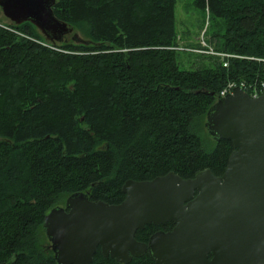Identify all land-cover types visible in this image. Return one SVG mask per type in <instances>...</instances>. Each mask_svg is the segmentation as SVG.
<instances>
[{
    "label": "trees",
    "instance_id": "obj_1",
    "mask_svg": "<svg viewBox=\"0 0 264 264\" xmlns=\"http://www.w3.org/2000/svg\"><path fill=\"white\" fill-rule=\"evenodd\" d=\"M196 5L216 23L209 44L235 56L227 67L197 54L210 65L180 68L176 0H57L87 45L0 22V264H58L43 223L75 193L118 205L128 180L225 172L233 143L210 136L206 115L229 83L264 81V0ZM92 264L118 263L98 249Z\"/></svg>",
    "mask_w": 264,
    "mask_h": 264
},
{
    "label": "water",
    "instance_id": "obj_2",
    "mask_svg": "<svg viewBox=\"0 0 264 264\" xmlns=\"http://www.w3.org/2000/svg\"><path fill=\"white\" fill-rule=\"evenodd\" d=\"M56 3L0 0V8L13 24L35 26L47 42L71 36L89 44L57 18ZM205 127L215 141L233 143L222 177L206 169L188 180L175 173L128 180L118 205L93 202L87 193L69 196L43 223L57 263L92 264L100 249L118 264L147 253L156 264H264V89L251 98L235 88L211 106ZM168 222L176 226L172 232H157L148 243L136 240L145 227ZM211 251L224 262H204Z\"/></svg>",
    "mask_w": 264,
    "mask_h": 264
},
{
    "label": "rangeland",
    "instance_id": "obj_3",
    "mask_svg": "<svg viewBox=\"0 0 264 264\" xmlns=\"http://www.w3.org/2000/svg\"><path fill=\"white\" fill-rule=\"evenodd\" d=\"M175 18L180 50H184L179 54L180 68L182 70L194 71L203 65L209 66L210 61L205 60V62L202 63L199 59L200 57L198 55H203L202 53L190 54L188 50L196 49V51L200 52L210 50L208 48L214 49V46L210 45L208 40H211L214 44H216V40H213L211 36L213 35V32L217 31V27L216 23L213 22L210 13L207 10L205 11L198 8L196 0H176ZM0 22L2 24L10 23V21L3 15L1 8ZM38 33L42 36L39 31ZM68 37L70 38L71 36ZM42 43L44 45H48L46 42ZM233 57V55L228 57V54H226V59H231ZM218 59L222 61L221 57ZM61 206H64V204ZM45 245L48 246L50 243L46 241Z\"/></svg>",
    "mask_w": 264,
    "mask_h": 264
},
{
    "label": "built area",
    "instance_id": "obj_4",
    "mask_svg": "<svg viewBox=\"0 0 264 264\" xmlns=\"http://www.w3.org/2000/svg\"><path fill=\"white\" fill-rule=\"evenodd\" d=\"M205 45V44H204ZM204 47V46H203ZM210 50H206V51H196V49H190L188 50L189 52H193V53H198V54H203V55H209L213 57H221L222 58V62L224 63V66L227 67L228 63L226 60H228V58L226 59V54L225 53H220L217 52L216 50L212 49V48H208ZM196 51V52H195ZM232 55L228 57H231ZM235 57V56H234ZM233 57V58H234ZM235 88H241L242 90H244L246 93L249 94V96L251 98H258L261 96L263 89H264V81L263 82H259V83H255V84H246V83H234L231 82L229 83L220 93V98H224L229 94H233V91Z\"/></svg>",
    "mask_w": 264,
    "mask_h": 264
},
{
    "label": "flooded vegetation",
    "instance_id": "obj_5",
    "mask_svg": "<svg viewBox=\"0 0 264 264\" xmlns=\"http://www.w3.org/2000/svg\"><path fill=\"white\" fill-rule=\"evenodd\" d=\"M226 171V170H225ZM225 173V172H224ZM224 173L222 174V175H218V176H216V177H218V178H220V177H222L223 175H224ZM125 196V195H124ZM125 199V198H124ZM67 200V199H66ZM65 203H66V201H65ZM65 203H64V206H58V207H65ZM153 226V225H152ZM154 227H156V226H154ZM175 224L174 223H172V222H168V223H166L165 225H161V226H159V227H156L158 230L155 232V233H157V232H164V233H169V232H172L174 229H175ZM154 233V234H155ZM150 239V238H149ZM149 241V240H148ZM148 241L146 242V243H148ZM139 242V241H138ZM143 243H145V242H143ZM204 262H224V260H222V259H215V255H214V252L213 251H211V252H209L208 254H207V257H206V259H205V261ZM243 262H249V261H243Z\"/></svg>",
    "mask_w": 264,
    "mask_h": 264
}]
</instances>
